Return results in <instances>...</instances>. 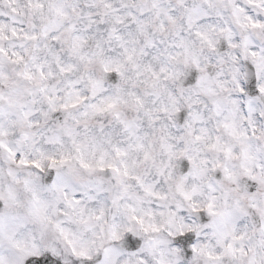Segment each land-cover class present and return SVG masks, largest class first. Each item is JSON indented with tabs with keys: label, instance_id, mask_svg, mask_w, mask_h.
<instances>
[{
	"label": "snow or ice",
	"instance_id": "snow-or-ice-1",
	"mask_svg": "<svg viewBox=\"0 0 264 264\" xmlns=\"http://www.w3.org/2000/svg\"><path fill=\"white\" fill-rule=\"evenodd\" d=\"M0 264H264V0H0Z\"/></svg>",
	"mask_w": 264,
	"mask_h": 264
}]
</instances>
